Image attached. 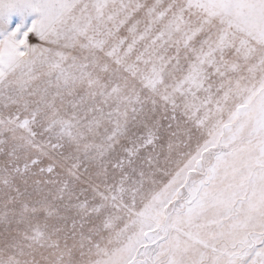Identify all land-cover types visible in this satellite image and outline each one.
<instances>
[{
    "label": "snow or ice",
    "instance_id": "1",
    "mask_svg": "<svg viewBox=\"0 0 264 264\" xmlns=\"http://www.w3.org/2000/svg\"><path fill=\"white\" fill-rule=\"evenodd\" d=\"M0 264H264V0H0Z\"/></svg>",
    "mask_w": 264,
    "mask_h": 264
}]
</instances>
